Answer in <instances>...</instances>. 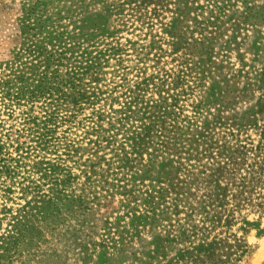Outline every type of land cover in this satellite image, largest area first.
<instances>
[{
  "label": "trees",
  "instance_id": "1",
  "mask_svg": "<svg viewBox=\"0 0 264 264\" xmlns=\"http://www.w3.org/2000/svg\"><path fill=\"white\" fill-rule=\"evenodd\" d=\"M188 2L184 8L178 7L180 16L189 10ZM153 4L156 15L163 11L164 0H154ZM195 10L199 15L202 6ZM201 21L207 20L203 17ZM164 31L170 36L168 49L162 45V35L149 32L151 38L137 59L145 64L144 69L152 60L151 71L136 75L141 76V82L135 81L120 92L125 100L116 108L113 102L100 104L102 94H113L122 84L86 87L97 84L99 70L109 59L118 60L126 54V45L116 34L100 30L98 34L107 40L92 50L87 46L94 45L90 43L97 34L73 31L62 41L70 43L64 44L60 52L62 69L53 67L54 52L45 55L40 50H29L32 59L39 62H32L33 73L39 65H43L42 71L37 78L15 76V94L27 93L31 102H39L38 110L26 113L22 127L0 139V199H13L11 195L18 189L21 195L30 196L22 206L23 210L30 209L27 212L31 217L35 213L59 216V205L70 204L65 209L73 228L66 233H75L76 228L88 223L91 205H101L105 198L102 192L109 194L119 188L127 191L114 182L109 167L97 170L106 160L107 150L113 151L112 157L120 167L131 160L123 142L114 136L124 133L131 152L140 155V164L146 162L140 168V182L133 185L140 184V227L155 228L148 242L153 249L147 246L145 253L166 258L198 243L194 249L209 256L207 264H217L226 251L237 254L246 246L241 237H235L232 243L218 238L221 231L239 217L248 223L244 215L240 216L242 210L264 208V158L255 157V151L264 148L262 143L253 144L248 133L261 105L240 106L250 99L261 79L219 59L207 35L189 41L188 33L175 22L165 25ZM237 57L244 66V54L237 52ZM206 77L210 78L208 85ZM29 78L31 81L25 83ZM153 79L155 83L150 82ZM154 84L157 88L153 93L158 99L147 102L143 96ZM187 105L193 107L192 115L185 112ZM212 105L219 107L218 111L211 117L204 116L203 111ZM86 107L91 108L88 114L84 112ZM199 117L202 120L197 123ZM132 118L140 121V131L130 130ZM74 127L81 132H73ZM148 148L153 151L148 153ZM62 155L85 157L91 163L79 168L78 175L73 174L67 166H61ZM45 181L52 184L48 193L40 190ZM75 185L81 194H64L65 187ZM5 208L1 203L0 209ZM58 219L59 224L64 220Z\"/></svg>",
  "mask_w": 264,
  "mask_h": 264
},
{
  "label": "rangeland",
  "instance_id": "2",
  "mask_svg": "<svg viewBox=\"0 0 264 264\" xmlns=\"http://www.w3.org/2000/svg\"><path fill=\"white\" fill-rule=\"evenodd\" d=\"M153 2L154 0H0V139L4 140L5 135L15 133L17 128L22 127V118L26 113L35 114L38 110L39 102H31L27 93L15 94L18 83L15 76L23 74L37 78L42 71L43 65H39L36 73H33L30 68L32 62H39L32 59L29 50H40L45 55L50 51L54 52L56 57L53 67L62 69L61 49L64 44L70 46V43L62 42L66 36L80 29L96 33L97 36L92 37L94 42L90 43L93 46L83 43L95 50L107 40L98 32H113L125 43L126 54H122L118 60L109 59L102 70H99L101 74L97 84L90 83L86 87L89 89L91 86L101 87L106 84L110 88L122 84L117 86L113 94H102L100 104L113 102L112 106L116 108L120 101L125 100L124 94L120 92L135 81L141 82V76L136 75L151 71L149 65L153 64L152 60L148 61L147 69H144L145 64L137 59L145 51L142 46H146L151 38L149 32L162 35V45L168 49L170 36L165 33L164 28L175 22L188 33L189 41L207 35L212 38V46L219 53V59L261 79L254 86L250 99L240 106L244 109L247 105H261L255 114L254 123L248 127V133L253 138V144L262 143L261 148H264V94H260L264 93V0H187L189 10L180 13L181 16L178 7L184 8L186 0H164L163 11L158 15L153 10L156 6ZM198 5L202 6V10L197 11L199 15L195 10ZM203 17L207 21H201ZM200 26L204 29L201 30ZM77 45L81 47L80 44ZM237 52L244 54V66L239 61ZM207 74L206 72V76H209ZM121 77L127 79L123 81ZM30 78L25 83L30 82ZM205 80L208 85L210 78L206 77ZM150 86L152 89L143 96L147 102L158 99V95L153 93L157 87L155 84ZM112 97L117 100L112 101ZM185 108V112L193 114L192 106L187 105ZM218 108L214 105L207 107L203 111L204 116L211 117ZM90 110V107H86L85 114ZM236 111L241 109L236 108ZM200 120L202 117L197 118V123ZM129 128L140 131V121L130 119ZM72 130L81 132L75 127ZM114 136L123 142L131 160L120 167L112 157L113 151L107 150L104 154L106 160L100 163L97 170L102 172L101 168L109 167L114 182L123 185L127 191L119 188L111 190L109 194L102 192L105 198L101 199V205H91L88 223L76 228L72 234L66 233L73 228L65 209L70 204L59 205V216L35 213L36 216L31 217L27 212L30 209L23 210L22 206L30 196L21 195L18 189L15 190L11 195L13 199H0L6 206L5 209H0V264H207L209 256L194 249L199 246L198 243L191 245L186 251L177 253L173 250L176 253L166 258L157 254L149 257L145 253L147 246L152 247L148 242L152 241L155 228L149 225L140 227L143 206L140 184L133 185L140 182V168L146 162L140 164V155L131 152L130 140L124 137V133L117 132ZM152 151V148H148V153ZM263 151L264 149L256 150L255 157L264 158ZM46 155L54 157L52 154ZM62 157L61 166H67V170L77 175L80 173L79 168H87L91 163L85 157ZM143 157L148 159L149 155L144 153ZM95 177L101 178L99 175ZM51 186L50 182L45 181L40 190L48 193ZM63 191L65 195H71L72 192L81 194L76 185L65 187ZM241 215H244L248 223L239 217L229 228L223 229L218 238H227L226 241L232 243L235 237H241L246 242L245 249L232 255L226 251L217 260V264H264V208L259 211L248 207L240 212ZM60 217L64 220L59 221V224L57 221ZM105 222L107 223L104 224Z\"/></svg>",
  "mask_w": 264,
  "mask_h": 264
}]
</instances>
